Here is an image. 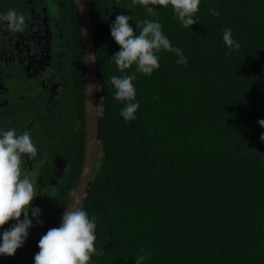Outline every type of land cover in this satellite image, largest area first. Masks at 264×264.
I'll return each mask as SVG.
<instances>
[{"label":"trees","instance_id":"16d2710c","mask_svg":"<svg viewBox=\"0 0 264 264\" xmlns=\"http://www.w3.org/2000/svg\"><path fill=\"white\" fill-rule=\"evenodd\" d=\"M43 18L39 28L57 33L50 63L58 76L55 105L42 115L57 125L67 148L63 204L80 171L84 149L83 52L76 0H6ZM51 4L55 12L50 13ZM97 66L98 145L88 187L81 197L96 218L90 264H264V0H201L199 22L181 27L172 8L147 13L130 0H88ZM6 6V8H5ZM220 12L211 15V8ZM44 8V9H43ZM131 15L134 33L145 19L158 20L174 53H158L150 76L135 65L137 119L120 116L113 75H123L111 56L116 15ZM47 18L45 24L44 17ZM136 26L138 28L136 29ZM26 25L23 31H28ZM231 28L238 50L225 55ZM22 31V32H23ZM44 33V32H43ZM33 36V35H32ZM30 36V39H32ZM143 250V251H142ZM34 264V261L33 263Z\"/></svg>","mask_w":264,"mask_h":264},{"label":"clouds","instance_id":"9594fccd","mask_svg":"<svg viewBox=\"0 0 264 264\" xmlns=\"http://www.w3.org/2000/svg\"><path fill=\"white\" fill-rule=\"evenodd\" d=\"M200 3L201 0H130V6L139 4L149 14L157 11L155 6H170L183 28H190L199 22L196 14ZM77 4L80 5V0H77ZM209 11L214 17L220 15L214 7ZM129 21L131 15L118 14L109 26L110 36L119 46L110 60L124 73L113 75L110 83L115 89L114 99L124 104L120 116L125 121L137 119L135 114L140 107L133 83L136 76L125 73L126 69L135 65L136 71L150 76L160 68L158 53L162 51L174 53L178 57L175 61L177 64H187L182 50L173 47L158 20L145 19L142 21V29L135 33ZM25 24L24 15L18 14L15 9L0 13V26L7 30L20 32ZM222 40L227 48L225 55L240 48V43L233 38L231 28L224 30ZM90 87L94 88L95 85ZM258 124L264 128V119L259 120ZM260 139L264 141V133ZM37 151L30 131L18 134L14 128L0 129V229L9 221L14 222L7 229L0 230V256L11 257L24 245L34 220L42 224L39 219L42 210L31 204L40 195L39 189L22 170L24 155L34 157ZM96 239V218L89 217L80 198L71 199V205L64 212L59 227L49 229L38 241L39 251L34 255V264H90L93 255L103 254V249L95 247ZM149 256L150 253L138 255L135 264H145Z\"/></svg>","mask_w":264,"mask_h":264},{"label":"flooded vegetation","instance_id":"af4514ba","mask_svg":"<svg viewBox=\"0 0 264 264\" xmlns=\"http://www.w3.org/2000/svg\"><path fill=\"white\" fill-rule=\"evenodd\" d=\"M8 2L0 0V13L3 5H10ZM51 12H55L53 4ZM41 18L37 12L25 18L28 31L23 32L0 26V129L14 128L18 134L26 130L31 132L38 151L34 157L24 155L22 170L39 189L40 195L31 204L42 210L39 217L42 224L34 220L24 245L11 257L0 256V264H32L39 251L38 241L55 227L68 199L61 204L59 194L60 185L66 183L70 169V163L62 154L67 148V140L62 139L58 126L49 124L42 115L43 99L48 109L56 100L58 70L52 67L49 58L50 43L57 30L53 28L49 33L47 29H40ZM47 18L53 20L45 15V24ZM12 223L9 221L0 230L7 229Z\"/></svg>","mask_w":264,"mask_h":264},{"label":"water","instance_id":"95a60500","mask_svg":"<svg viewBox=\"0 0 264 264\" xmlns=\"http://www.w3.org/2000/svg\"><path fill=\"white\" fill-rule=\"evenodd\" d=\"M77 4V0H76ZM82 52H83V87H84V149L77 181L63 206L55 227H59L62 216L71 205V199L80 198L85 193L94 168L98 145V95L97 66L94 49L93 32L88 0L77 4ZM95 85V87H90Z\"/></svg>","mask_w":264,"mask_h":264}]
</instances>
